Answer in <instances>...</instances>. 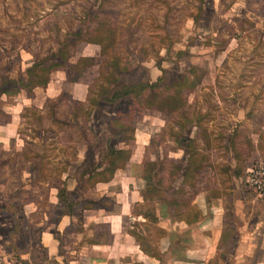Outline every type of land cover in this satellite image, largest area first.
<instances>
[{
	"label": "rangeland",
	"instance_id": "1",
	"mask_svg": "<svg viewBox=\"0 0 264 264\" xmlns=\"http://www.w3.org/2000/svg\"><path fill=\"white\" fill-rule=\"evenodd\" d=\"M107 27L115 36L102 49L91 39ZM58 48L71 53V63L79 56L93 63L85 62L77 81L59 68L45 88L0 94L7 114L0 121V261L33 264L21 256L33 247L51 264L36 249L38 227L60 237L64 257L84 241H108L106 224L92 232L80 221L84 208L100 207L114 230L118 223L129 233L119 264H264V0H0V83L34 60L51 61ZM101 61L118 84L153 88L147 100L99 101L87 124L93 132L86 128L83 137L75 122L60 126L53 117L70 120L71 100L86 101L89 86L96 98L105 84L96 80ZM164 98H176L173 108ZM117 112L126 127L119 134ZM129 120L134 136L118 141L128 137ZM176 135L196 140L190 161ZM108 145L123 147L129 158L105 181L94 171L106 165ZM24 146L43 154L41 174L34 158L22 157ZM146 159L153 162V191L142 177ZM61 167L63 198L49 187ZM152 210L156 219L143 215ZM62 212L74 224L60 233Z\"/></svg>",
	"mask_w": 264,
	"mask_h": 264
},
{
	"label": "trees",
	"instance_id": "2",
	"mask_svg": "<svg viewBox=\"0 0 264 264\" xmlns=\"http://www.w3.org/2000/svg\"><path fill=\"white\" fill-rule=\"evenodd\" d=\"M105 35H101V37H97V38H93L91 39V41L97 42L99 44H101L102 49L106 48V44H110L109 41V36H115V33L113 32V30L109 27L105 28ZM95 36L97 34H94ZM100 35V34H98ZM90 41V40H88ZM53 59L51 61H45L43 59H39V60H34L29 66H27L24 71L19 74L17 77H7L5 76L0 83V94H5L7 96H10L13 93H16L18 91H20V89H25L29 94L32 92V89L34 86H40L42 88H45L49 79H50V73L52 70L54 69H65L67 71V75L69 77V80H73V81H77L79 75H81V73L85 70L84 66H85V62L89 61L90 64H92L94 58L93 57H89V56H79L77 58V61L75 63H71L69 62V56H71V53H69V51H67L66 49H62V48H58L55 52H53ZM115 59V63L117 64V59L114 57ZM67 68V69H66ZM99 76L96 78L97 81H103L105 82L104 85H102V83H100V89L98 95L95 97L90 95V92L92 91L91 87L89 86V94L86 97V101H82V100H71V116L72 118H70V120H65V119H61L58 117H53L54 121L57 122L58 125L60 126H65V125H71V122H75L78 126V129L80 130V134L85 135V130L86 128H88V130L92 133L93 129H89L88 127V122L91 119V112L94 108L95 105H97V103L101 100L109 102V103H114L116 101H118L119 99L128 96V95H137V96H141L143 94H146V91L150 90L151 88H153L152 84L149 82H139V83H134V84H118V74L115 73V71L113 70H107L106 69V65L102 63V61L99 63ZM72 72L73 75H70ZM110 93V94H108ZM108 94V95H107ZM148 95L146 94V100ZM179 98V97H178ZM145 100V99H144ZM142 101V105L144 107H150V103L149 101ZM176 101V98L171 99L170 101H167V104L170 108H173L174 102ZM54 101L52 103V105H55V103H57V99L52 100ZM165 102V105L163 106H167L166 104V99L164 98L163 103ZM120 112H117V115L113 118L112 123L113 126L116 127V125L119 126H123V128L119 129V130H115V134H119L120 131L124 130L125 125L120 121L121 116L119 115ZM7 114L5 113V111L2 109L1 105H0V121L4 120L6 118ZM39 117H41V115H38ZM129 129V133H128V137H123V136H119V138L117 139L118 141H123L126 142L127 140H130L134 135H133V123L131 120H129V123L127 124ZM82 137V138H83ZM175 141L177 142V147L182 148L185 153L188 156V160L190 161L192 159V157H195V151L194 148L196 147V145H194V143L196 142V140L193 137L190 136H179L176 135L174 137ZM22 157L24 159H31L34 158V163L37 166L36 172H38V174H41V168L43 166L42 164V157L43 154L37 152V151H30L28 146H24L23 150L21 152ZM77 154V153H76ZM103 157L106 160V165L104 166L103 170H97L94 171L96 174H99L100 177L99 178H104L105 181H107L109 179V176L112 175L113 171L120 167L123 166L126 162V160L129 158V151H127L126 149H124L123 147H115L113 145H108L107 146V151L103 153ZM153 164V162L151 160H145L143 163V173H142V177L146 180L147 184H146V190H154L155 187H153V177H152V173L150 171V167H148L149 165ZM237 164V163H236ZM65 164H63L64 166ZM178 166V165H176ZM190 167V166H189ZM179 170H182L179 166H178ZM188 169L191 170V168H184V173L183 176L186 177L187 171ZM54 170V167L51 168V171ZM105 171H107L106 173H103ZM64 171V167H61L59 169H56L55 172L52 174V179H54L55 181H50L49 182V186H55L58 190V196L63 198L65 193H66V189L64 185H59L58 182H62V177L61 174ZM106 174V175H104ZM233 174L236 176L240 175L236 170L233 171ZM102 180V179H101ZM144 193V192H143ZM163 200V199H162ZM163 203H167L168 202L165 201V199L163 200ZM9 206H13L9 204ZM5 207V206H4ZM3 207V208H4ZM167 215L168 216H174L176 218H178L179 220H184L185 222L189 223L190 222V218L183 216L182 213L179 211H174V210H168L167 209ZM143 215L148 217L149 219H156V213L152 210V211H147V212H143ZM130 233L138 239V235L135 234L133 231H130ZM141 249L145 252L146 249H144V247L140 244Z\"/></svg>",
	"mask_w": 264,
	"mask_h": 264
},
{
	"label": "crops",
	"instance_id": "3",
	"mask_svg": "<svg viewBox=\"0 0 264 264\" xmlns=\"http://www.w3.org/2000/svg\"><path fill=\"white\" fill-rule=\"evenodd\" d=\"M235 164V163H234ZM55 187V186H49ZM56 188V187H55ZM133 192V190L131 191ZM140 200V199H136ZM53 202V200H51ZM45 217V216H44ZM44 217H41L40 221H36L35 225H39L44 221ZM81 225L86 227L89 223L91 224L92 232H99V226L104 223L108 226V232L110 233V239L101 241H84L79 243L78 249L73 248L70 251V254L64 257V254L60 252L61 240L60 237L54 235L53 229H49L47 227H38L37 231V250H41L45 253L46 258H51V264H119L121 260L120 253L124 250L128 242V238L126 237L127 231L126 229L118 223L115 224V230L112 227L114 225V219L112 223L107 221L106 214L103 215V208H84L83 209V218ZM74 224V217L70 213L62 212L60 217L55 222V228L58 232L62 233L65 229H69ZM129 235V233H128ZM253 235V234H252ZM131 236V235H130ZM80 238V234L78 239ZM125 243V244H124ZM30 244V243H29ZM104 246H107L106 249H110L109 251H104ZM28 246V245H27ZM26 246V247H27ZM70 248V245H67ZM115 251H114V249ZM120 250L117 253V250ZM33 247L26 248L21 252L22 258L26 259L28 263L33 264H45V260L39 259L37 256L33 255ZM116 254V255H114ZM119 259V260H118ZM40 260V261H36ZM118 260V261H117ZM131 261H128L125 264H130ZM6 264H21L16 260H13L11 257H8ZM123 264V263H122Z\"/></svg>",
	"mask_w": 264,
	"mask_h": 264
},
{
	"label": "built area",
	"instance_id": "4",
	"mask_svg": "<svg viewBox=\"0 0 264 264\" xmlns=\"http://www.w3.org/2000/svg\"><path fill=\"white\" fill-rule=\"evenodd\" d=\"M264 172V171H263ZM261 187H263V190H264V182L262 184H260ZM1 260V258H0ZM0 264H5L4 262L0 261Z\"/></svg>",
	"mask_w": 264,
	"mask_h": 264
}]
</instances>
